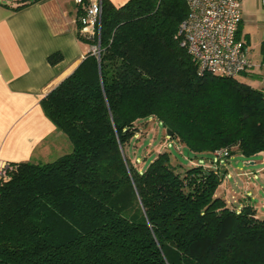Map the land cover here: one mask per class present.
Instances as JSON below:
<instances>
[{
  "label": "trees",
  "instance_id": "obj_1",
  "mask_svg": "<svg viewBox=\"0 0 264 264\" xmlns=\"http://www.w3.org/2000/svg\"><path fill=\"white\" fill-rule=\"evenodd\" d=\"M186 14L185 0H101L98 42L77 21L91 50L40 100L72 148L8 163L0 264H264V213L218 193L230 157L264 156V90L200 75L178 34ZM152 118L183 151L139 168L126 147Z\"/></svg>",
  "mask_w": 264,
  "mask_h": 264
},
{
  "label": "crops",
  "instance_id": "obj_2",
  "mask_svg": "<svg viewBox=\"0 0 264 264\" xmlns=\"http://www.w3.org/2000/svg\"><path fill=\"white\" fill-rule=\"evenodd\" d=\"M109 1L119 7L128 0ZM258 1L240 0L237 38L250 60L249 25ZM19 4V0H0V168L10 162L52 161L65 154V134L45 116L40 100L91 50L88 42L77 38L79 13L74 0H37L16 9ZM55 52L62 59L50 64L47 58ZM250 161L256 162L246 159L244 164L253 165ZM236 170L237 176L247 177L243 192L237 196L239 182H230L226 174L218 193L229 201L230 191V202L238 206L256 200L262 212L264 198L258 189L264 190V186L260 182L247 185L258 170Z\"/></svg>",
  "mask_w": 264,
  "mask_h": 264
},
{
  "label": "built area",
  "instance_id": "obj_3",
  "mask_svg": "<svg viewBox=\"0 0 264 264\" xmlns=\"http://www.w3.org/2000/svg\"><path fill=\"white\" fill-rule=\"evenodd\" d=\"M185 1L187 14L179 24L178 34L181 45L196 61L198 73L235 77L252 71L255 65L247 56L244 43L237 38L240 0ZM74 3L78 7L80 33L98 42L101 0H74ZM261 4L264 6V0ZM92 50L98 54V43ZM214 154L223 156L226 150H216ZM7 165L0 168V177H5Z\"/></svg>",
  "mask_w": 264,
  "mask_h": 264
},
{
  "label": "rangeland",
  "instance_id": "obj_4",
  "mask_svg": "<svg viewBox=\"0 0 264 264\" xmlns=\"http://www.w3.org/2000/svg\"><path fill=\"white\" fill-rule=\"evenodd\" d=\"M253 18L249 25L252 31L249 40L251 49L249 56L255 66L252 71L237 75V79L254 89L261 90L264 89V6H262L261 1L255 3ZM138 126L139 130L136 133V138L132 139L131 143L126 147L128 156L136 167L144 168L147 164L146 162L165 147L181 155L183 151L182 147L177 142L174 143L173 140L171 141L165 138L166 131L154 118L149 119L146 125L139 123ZM71 148L70 140L65 135V153L70 152ZM195 160L193 158V162ZM253 160L256 161L255 164L247 166L244 164V159L240 155H234L226 162L227 174L230 177L229 181L233 182L236 180L241 187L240 189L238 187L236 188L237 196H239L240 192H243L244 180L247 177L237 176L236 169L252 170L253 172L258 170V173L255 172L256 175L253 178L251 176L252 181L247 182V185L251 187L252 185L255 186L253 184L254 182H260L264 186V180L261 178L264 177V156L256 155ZM258 191L262 198H264V190L258 189ZM227 197L231 201L230 191L227 192ZM254 201L256 202V200ZM258 204L260 209V202ZM262 213H264V209H262L261 215Z\"/></svg>",
  "mask_w": 264,
  "mask_h": 264
},
{
  "label": "water",
  "instance_id": "obj_5",
  "mask_svg": "<svg viewBox=\"0 0 264 264\" xmlns=\"http://www.w3.org/2000/svg\"><path fill=\"white\" fill-rule=\"evenodd\" d=\"M166 132H167V134H168V135H171V131H170L169 129H167V131H166ZM250 164H253V162H252V161H250Z\"/></svg>",
  "mask_w": 264,
  "mask_h": 264
}]
</instances>
